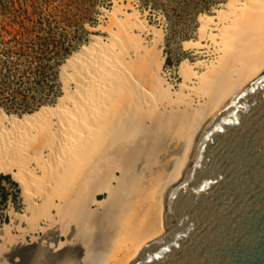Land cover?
<instances>
[{"label":"bare ground","instance_id":"obj_1","mask_svg":"<svg viewBox=\"0 0 264 264\" xmlns=\"http://www.w3.org/2000/svg\"><path fill=\"white\" fill-rule=\"evenodd\" d=\"M112 1L96 28L106 37L64 69L57 107L0 115V175L22 184L26 206L3 227L0 264L132 263L165 235L164 200L196 140L264 73V0L202 16L200 41L184 48L214 58L182 62L178 86L164 33L132 0Z\"/></svg>","mask_w":264,"mask_h":264},{"label":"water","instance_id":"obj_2","mask_svg":"<svg viewBox=\"0 0 264 264\" xmlns=\"http://www.w3.org/2000/svg\"><path fill=\"white\" fill-rule=\"evenodd\" d=\"M164 211L130 264H264V73L201 133Z\"/></svg>","mask_w":264,"mask_h":264},{"label":"rangeland","instance_id":"obj_3","mask_svg":"<svg viewBox=\"0 0 264 264\" xmlns=\"http://www.w3.org/2000/svg\"><path fill=\"white\" fill-rule=\"evenodd\" d=\"M228 1L132 0L148 22L164 33L167 59L164 71L176 86L182 81L178 75L182 62L214 58L206 54L207 50H187L184 42L200 41V18L214 15ZM113 7L112 0H0V28L4 27L0 29V62L6 59L3 52H19L15 43H9L16 36L27 43L28 51V56L19 61L16 55L8 59L12 74L5 85L7 99L0 98V115L23 121L44 108H56L64 96V69L84 46L92 43L93 36L106 37L96 28L107 23L105 11ZM23 26L35 32L26 33ZM149 40L153 42L154 37L150 36ZM32 42L36 45H31ZM40 43L47 46L42 47ZM40 56L42 61L34 59ZM24 203L22 184L13 175H0V235L5 234L3 227L12 223V212L25 213ZM36 236L39 238L40 234Z\"/></svg>","mask_w":264,"mask_h":264},{"label":"trees","instance_id":"obj_4","mask_svg":"<svg viewBox=\"0 0 264 264\" xmlns=\"http://www.w3.org/2000/svg\"><path fill=\"white\" fill-rule=\"evenodd\" d=\"M23 28V30H25V32L26 33H31V32H35L34 31V29H30V28H28V27H22ZM0 29H2V30H4V27H2V28H0ZM1 31V30H0ZM25 33H23L22 35H24ZM38 40L39 41H41L42 40V38H40V37H38ZM9 43H15L16 45H15V48L17 49H19L18 51L19 52H13V51H6V52H3L2 54H3V56H5V61H1L0 62V84H1V86H2V88H0V98L2 99V100H5V99H7L6 97H4V92H5V90H6V88H5V85H6V81L10 78V75L12 74V68H11V66H9V61H8V59H9V57H11L12 55H16V56H18V61H19V58H22V57H27L28 56V51L26 50V48H25V46H27V43H24V41H22V40H19L18 38H17V36L13 39V40H10L9 41ZM33 44H35L36 45V43L35 42H32L31 43V45H33ZM40 45L42 46V47H46L47 46V44H43V43H40ZM18 46V47H17ZM20 46V47H19ZM36 61L38 60V61H42L43 60V57L42 56H40V57H35L34 58ZM17 64V63H16ZM3 178H5V179H8V180H10V176H3ZM8 200V196L7 195H5L4 196V201L6 202Z\"/></svg>","mask_w":264,"mask_h":264}]
</instances>
